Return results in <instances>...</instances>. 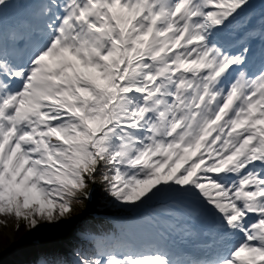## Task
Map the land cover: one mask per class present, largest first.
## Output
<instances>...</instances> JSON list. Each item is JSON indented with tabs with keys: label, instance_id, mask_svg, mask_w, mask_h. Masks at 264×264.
Segmentation results:
<instances>
[{
	"label": "snow or ice",
	"instance_id": "6c2138e0",
	"mask_svg": "<svg viewBox=\"0 0 264 264\" xmlns=\"http://www.w3.org/2000/svg\"><path fill=\"white\" fill-rule=\"evenodd\" d=\"M94 200L30 264H264V0H0V227Z\"/></svg>",
	"mask_w": 264,
	"mask_h": 264
},
{
	"label": "trees",
	"instance_id": "16d2710c",
	"mask_svg": "<svg viewBox=\"0 0 264 264\" xmlns=\"http://www.w3.org/2000/svg\"><path fill=\"white\" fill-rule=\"evenodd\" d=\"M100 206V204L98 203ZM27 235H29L28 229L23 225L21 231L19 232V236L24 238ZM8 244V239L5 238L2 234H0V250L2 249L3 246ZM30 249H26V253H30ZM0 264H14L9 258L3 257L0 259Z\"/></svg>",
	"mask_w": 264,
	"mask_h": 264
},
{
	"label": "rangeland",
	"instance_id": "374dc122",
	"mask_svg": "<svg viewBox=\"0 0 264 264\" xmlns=\"http://www.w3.org/2000/svg\"><path fill=\"white\" fill-rule=\"evenodd\" d=\"M10 224L13 226L5 229L7 234H10L12 232V229H14L15 222L10 221Z\"/></svg>",
	"mask_w": 264,
	"mask_h": 264
}]
</instances>
